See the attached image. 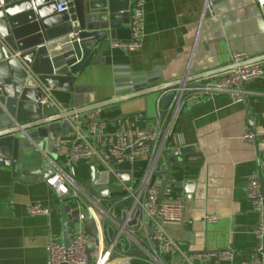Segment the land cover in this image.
Wrapping results in <instances>:
<instances>
[{"label":"crops","instance_id":"1","mask_svg":"<svg viewBox=\"0 0 264 264\" xmlns=\"http://www.w3.org/2000/svg\"><path fill=\"white\" fill-rule=\"evenodd\" d=\"M206 8V0H144L142 47L124 51L111 46L105 63L88 67L74 84V92L51 91L50 100L70 110L114 96V67L129 68L122 71L124 75L155 71V81L174 82L229 67L233 52L250 57L264 54V6L259 0H221L209 8L208 17ZM116 35L117 41L129 40V23L117 29ZM244 88L248 93L240 102L221 92L189 105L179 116L168 144L172 149L193 146L202 158L172 167L174 180L192 179L194 190L190 196L181 188L165 190L164 198L185 204L184 221L166 225V231L187 254L234 251L231 260L212 255L200 264H240L262 249L255 230L264 213L253 206L248 185L260 175L264 179V73L244 83ZM160 96L149 94L99 109L104 125L91 134L92 143L103 147L114 142L121 129L136 131L151 124L158 116ZM249 113L257 136L254 142L243 139ZM75 139L72 130L61 138L60 147L52 148L53 157L44 166L25 176L15 178L9 167L0 166V264H47L50 240L63 241L59 205L64 201L74 209L76 203L57 194L46 178L56 165L80 184L88 178L89 159L67 165L68 148ZM115 167L137 177L143 161ZM97 169L102 171L100 166ZM31 203L46 207L48 213L30 214ZM207 214L218 218L208 221ZM67 217L68 232L73 235L75 224L69 212ZM166 260L186 264L180 255H168Z\"/></svg>","mask_w":264,"mask_h":264},{"label":"water","instance_id":"2","mask_svg":"<svg viewBox=\"0 0 264 264\" xmlns=\"http://www.w3.org/2000/svg\"><path fill=\"white\" fill-rule=\"evenodd\" d=\"M219 1L206 0V17L209 8ZM259 1L264 6V0ZM131 5V0H0V166L9 167L15 178L36 171L53 157L52 148L60 147L61 138L71 133L68 119L75 115L154 93H164L160 99L163 108L169 104L174 96L170 90L183 80L155 81V71H129L124 75L122 71L129 68L121 67L113 68L112 97L70 110H59L48 98L51 91L74 92V84L88 67L105 63V53L117 41V29L130 23ZM263 61L264 54L250 57L186 81ZM247 123L248 130L254 131L250 113ZM201 158L193 146L168 148L162 158L164 169L157 172L162 180V193L181 188L190 196L194 180H174L172 167ZM88 171L82 185L108 197L109 171H98L94 159ZM114 175L124 181L130 179L131 172L115 168ZM258 180L264 194V179L260 175ZM59 207L63 242L70 245L72 235L67 226L70 207L64 201ZM86 231L92 233L87 223ZM107 232L112 238L113 227L108 226ZM259 245L264 252V240Z\"/></svg>","mask_w":264,"mask_h":264},{"label":"built area","instance_id":"3","mask_svg":"<svg viewBox=\"0 0 264 264\" xmlns=\"http://www.w3.org/2000/svg\"><path fill=\"white\" fill-rule=\"evenodd\" d=\"M131 1V38L112 44L124 51H136L143 45L144 0ZM58 10H63L60 4ZM249 58L245 52L232 53L233 63ZM263 73V62H254L193 81L183 80L170 90L174 96L166 107H160L159 100L158 116L151 124L136 131L121 129L116 132L114 142L103 147L95 146L90 138L104 125L99 117V109L68 119L76 139L68 148L67 165L72 167L84 158L90 161L94 159L96 166L110 173L109 196L105 198L89 191L73 174L56 165L46 182L57 194L76 203V207L69 210L75 225L70 245L57 239L50 240L47 264H178L166 260L168 255H180L185 258L186 264H200L212 255L231 260L234 257L232 249L187 254L181 243L169 235L166 225H178L184 221L185 204L182 200L164 198L162 180L157 172L164 167L162 158L175 135L177 120L189 105L221 92L230 93L236 102L243 101L248 93L244 83ZM256 138L255 132L250 130L243 135V139L250 142L256 141ZM138 160L143 161L139 176H131L123 181L114 175L115 165L124 162L133 164ZM248 197L256 210L264 211V194L258 179L249 182ZM85 210L95 222L96 234L92 230V233L86 231ZM28 211L33 215L48 213V209L39 203L29 204ZM217 218L214 214L205 215L208 221ZM133 221L136 223L130 225ZM108 226L114 229L112 238L107 235ZM255 233L262 242L264 219L258 223ZM240 264H264V252L259 248L251 260Z\"/></svg>","mask_w":264,"mask_h":264},{"label":"rangeland","instance_id":"4","mask_svg":"<svg viewBox=\"0 0 264 264\" xmlns=\"http://www.w3.org/2000/svg\"><path fill=\"white\" fill-rule=\"evenodd\" d=\"M84 213H85V216H86V223H87L88 227H90L92 232L94 234H96L98 232V230H97V227L95 225L94 220L92 219V217H91V215L89 214L88 211L85 210Z\"/></svg>","mask_w":264,"mask_h":264}]
</instances>
